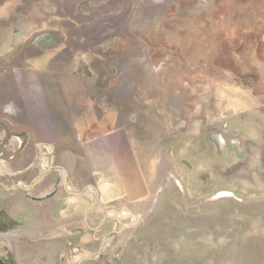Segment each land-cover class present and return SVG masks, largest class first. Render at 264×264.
Returning a JSON list of instances; mask_svg holds the SVG:
<instances>
[{"label": "rangeland", "instance_id": "1", "mask_svg": "<svg viewBox=\"0 0 264 264\" xmlns=\"http://www.w3.org/2000/svg\"><path fill=\"white\" fill-rule=\"evenodd\" d=\"M15 69L56 81L71 108L65 143L19 149L37 148L62 186L51 158L74 161L100 204L89 223L110 217L117 233L84 262L103 232L81 220L72 246L35 239L50 230L23 202L28 220L11 221L4 190L0 264H264V0H0V177L13 190L29 163L12 159L21 131L1 125Z\"/></svg>", "mask_w": 264, "mask_h": 264}, {"label": "crops", "instance_id": "2", "mask_svg": "<svg viewBox=\"0 0 264 264\" xmlns=\"http://www.w3.org/2000/svg\"><path fill=\"white\" fill-rule=\"evenodd\" d=\"M8 76H12L15 87L11 98L13 101L11 105H13L12 107L14 110L11 113L12 116H3V122L1 125L6 129L15 126L21 131L20 135H22L23 140L19 142V147H17V145L13 149L12 159L15 160L19 158L27 160L29 157L27 160L29 163L20 169L15 167L16 169H12V171L20 174V181L31 187L27 190L21 188V185L17 190H7L10 205L15 206L17 218L25 219V214L28 215V213L22 210V207L20 208L17 205L21 202L25 203V205L31 208V210L34 209V214H32L31 219L36 225V230L45 227L50 230L49 233L41 235L40 237L35 233H31L35 239L39 240L41 238H47L52 240L56 237H60L63 240L68 239L69 243H67L68 245H66V247L70 246L72 245L71 242L75 240L76 235L84 234L85 232L79 233L80 229L76 227L68 230V227L75 226V223L78 221L80 223L81 220H83L85 224V218L93 209H91L92 205L97 203L99 206L100 204L98 201H92L90 205L89 200H91V197L86 194V189H79L81 184H83L84 179H81V175H79L80 173L77 170L69 168V164H74V161L68 160L67 157L63 158L62 155H59L60 157H55V154L51 158L54 163L57 159H60L56 162V165L63 166H60V169L67 171L68 185L66 187L65 184L62 186V183H59L58 179L53 183L48 182V180L56 179L58 176L54 173H51L50 175L46 174L47 172L45 173V171L42 170L41 165L34 164L39 161L38 157L40 152L37 148L33 154L27 153L26 149H19L22 147L21 145L23 143L28 146L29 143H33V140L35 143L48 144L54 147L60 145L61 142L65 143V139L60 137L62 134L59 132L60 129L62 130L65 128V122H68V119L64 118L68 115H65L68 107L65 111L63 110L65 109L63 94H61L56 81L55 83L52 82V84H50L49 81L42 77L38 71L32 69H15L13 75H4L2 78L5 80ZM48 78H51V76ZM1 81L3 80L1 79ZM68 109L70 110L71 108L69 107ZM0 116H2L1 110ZM23 116H25V118ZM14 139L15 137H10L9 142L13 144V141H16ZM3 176H5V174ZM3 176L0 178L2 179ZM1 179L0 182H3ZM10 180H7V182ZM9 183L12 184L13 182L10 181ZM4 190L6 192V189L0 188L1 205L6 204L7 202L4 201L3 203V200H1V198L6 197V195L1 197V193ZM17 207L18 209H16ZM95 209H93L92 212H94ZM90 215L91 214H89V218ZM101 251L102 250L100 249L99 254H101ZM102 256H104V252ZM101 257L98 255L96 260Z\"/></svg>", "mask_w": 264, "mask_h": 264}, {"label": "flooded vegetation", "instance_id": "3", "mask_svg": "<svg viewBox=\"0 0 264 264\" xmlns=\"http://www.w3.org/2000/svg\"><path fill=\"white\" fill-rule=\"evenodd\" d=\"M58 168H60V166H57ZM54 169V168H53ZM9 176H7V175H5V176H3V178H6V180H10V178H13V177H9ZM2 178V179H3ZM16 185V184H15ZM0 188H4V189H6V190H12V191H14L13 190V186H11V184L9 183V182H7V181H3V182H0ZM21 188H25V189H27V190H29L31 187H29V186H21ZM16 189V188H15ZM18 189V188H17ZM97 206V203L95 204V207ZM95 207H93V209H95ZM93 209L89 212V214H91V212L93 211ZM1 211H3V210H0V212ZM89 214H88V216L85 218V227L89 230V231H91V232H103L104 234L102 235V240H101V244H100V246H99V248H98V250H97V254H96V256L93 258L92 256H89L88 254L87 255H85V257H84V262H90V261H97L96 260V258H97V256L98 255H100V257L103 255V250H104V248L102 249V251H101V254H99L100 253V249H101V247H102V243H103V240L106 238V237H108V235L109 234H111L112 233V230H108V228H110L111 226H110V222L112 221V219H110V217H105V218H103L101 221H99L96 225L97 226H92L90 223H89ZM15 215H16V211L14 212V214L12 215V212L10 213V218H11V221H13L14 219H15ZM13 216V217H12ZM14 218V219H13ZM80 229V231H79V233H83L84 231H83V229L82 228H79ZM72 246V245H71ZM68 249H69V247H68ZM68 249H66L68 252H69V250ZM94 254V253H93ZM67 256V254H64V256L63 257H66ZM6 257V256H5ZM2 261V260H1ZM11 262H13V259H12V256L9 254V255H7V257H6V262L3 260V264H11ZM1 263V264H2ZM79 264H82V263H79Z\"/></svg>", "mask_w": 264, "mask_h": 264}, {"label": "water", "instance_id": "4", "mask_svg": "<svg viewBox=\"0 0 264 264\" xmlns=\"http://www.w3.org/2000/svg\"><path fill=\"white\" fill-rule=\"evenodd\" d=\"M62 170H64V169H62ZM64 171H65V170H64ZM65 173L68 174L67 171H65ZM64 184H65V186L67 187V185H68V178H67V177H66V179H65ZM93 206H94V205H92L91 209L93 208ZM91 209H90V210H91ZM116 233H117L116 231L112 232L111 234H109L108 237H106V238L103 240L101 250H102V248L104 247L105 242L107 241V239L110 238L112 235H114V234H116Z\"/></svg>", "mask_w": 264, "mask_h": 264}, {"label": "bare ground", "instance_id": "5", "mask_svg": "<svg viewBox=\"0 0 264 264\" xmlns=\"http://www.w3.org/2000/svg\"><path fill=\"white\" fill-rule=\"evenodd\" d=\"M222 196L227 197V196H230V194L229 193H224Z\"/></svg>", "mask_w": 264, "mask_h": 264}]
</instances>
